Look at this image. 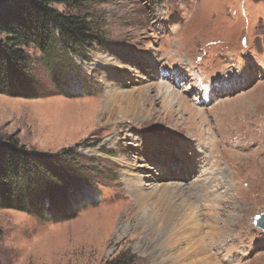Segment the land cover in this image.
I'll return each instance as SVG.
<instances>
[{"label":"rangeland","instance_id":"374dc122","mask_svg":"<svg viewBox=\"0 0 264 264\" xmlns=\"http://www.w3.org/2000/svg\"><path fill=\"white\" fill-rule=\"evenodd\" d=\"M55 8L92 27L74 56L91 93L66 97L31 52L40 98L0 95V139L76 150L100 203L57 223L0 208V264H264V0ZM146 89L142 113L118 99Z\"/></svg>","mask_w":264,"mask_h":264},{"label":"trees","instance_id":"16d2710c","mask_svg":"<svg viewBox=\"0 0 264 264\" xmlns=\"http://www.w3.org/2000/svg\"><path fill=\"white\" fill-rule=\"evenodd\" d=\"M98 0H0V95L40 98L36 65L39 54L53 85L87 95L91 88L74 60L96 40L87 19L55 7L77 10ZM76 150L42 155L27 151L16 141L0 139V208L37 217L44 223L77 218L83 207L100 203L97 179ZM111 178V177H108ZM110 264H133L123 258Z\"/></svg>","mask_w":264,"mask_h":264},{"label":"bare ground","instance_id":"6f19581e","mask_svg":"<svg viewBox=\"0 0 264 264\" xmlns=\"http://www.w3.org/2000/svg\"><path fill=\"white\" fill-rule=\"evenodd\" d=\"M166 86V85H165ZM160 89V90H159ZM158 93H157V96L160 98L161 96H163L164 95V87L163 88H161V87H159L158 88ZM119 98H121L122 100L121 101H127V103L129 104V105H133V104H136V106L138 105V106H140L141 107V110H140V112L138 111V113H142V109H143V107L141 106V105H143L144 103V105H146V104H148L149 103V101H150V99H151V97H150V92H149V90L148 89H146V90H141V91H139L138 92V94H136V93H128V94H124V95H122V96H118V99ZM164 98H166V97H164ZM166 99H169V98H166ZM166 101H169V100H166ZM175 103V102H174ZM140 104V105H139ZM116 107H118V108H120L121 107V105H113L111 108H110V106H107V109H109V110H113L114 108H116ZM139 107V108H140ZM122 108V107H121ZM129 109H131L130 107L129 108H124V109H122V111H127V113L128 112H130V110ZM144 111V110H143ZM126 113V114H127ZM128 114H130V113H128ZM131 115V114H130ZM194 169L195 168H193V167H191L190 168V173H193V171H194Z\"/></svg>","mask_w":264,"mask_h":264},{"label":"water","instance_id":"95a60500","mask_svg":"<svg viewBox=\"0 0 264 264\" xmlns=\"http://www.w3.org/2000/svg\"><path fill=\"white\" fill-rule=\"evenodd\" d=\"M257 225L264 231V215L259 216Z\"/></svg>","mask_w":264,"mask_h":264}]
</instances>
